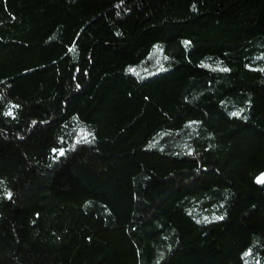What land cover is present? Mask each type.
Here are the masks:
<instances>
[{
  "label": "trees",
  "instance_id": "16d2710c",
  "mask_svg": "<svg viewBox=\"0 0 264 264\" xmlns=\"http://www.w3.org/2000/svg\"><path fill=\"white\" fill-rule=\"evenodd\" d=\"M262 175L264 0H0V264H264Z\"/></svg>",
  "mask_w": 264,
  "mask_h": 264
},
{
  "label": "snow or ice",
  "instance_id": "6c2138e0",
  "mask_svg": "<svg viewBox=\"0 0 264 264\" xmlns=\"http://www.w3.org/2000/svg\"><path fill=\"white\" fill-rule=\"evenodd\" d=\"M121 2H122V0H121ZM223 71H227V69H222ZM129 71H135L134 69H129ZM6 115H12V111L11 110H9V112L8 113H6ZM233 115L234 116H238L239 115V113H233ZM89 135H91L90 133H84V136H83V140H84V142H88V136ZM60 154L61 155H63V150H61V152H60ZM257 182L258 183H264V175H262L261 177H258V180H257ZM11 194H9V196H10ZM216 219H221V217H216ZM248 253H246V255H247Z\"/></svg>",
  "mask_w": 264,
  "mask_h": 264
},
{
  "label": "rangeland",
  "instance_id": "374dc122",
  "mask_svg": "<svg viewBox=\"0 0 264 264\" xmlns=\"http://www.w3.org/2000/svg\"><path fill=\"white\" fill-rule=\"evenodd\" d=\"M159 70V69H158ZM78 130H80V128L78 129ZM61 152V151H60Z\"/></svg>",
  "mask_w": 264,
  "mask_h": 264
}]
</instances>
